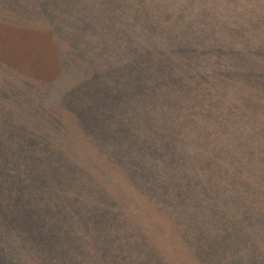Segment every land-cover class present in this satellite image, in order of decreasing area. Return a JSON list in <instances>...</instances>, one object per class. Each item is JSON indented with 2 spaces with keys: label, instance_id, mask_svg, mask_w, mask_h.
Returning <instances> with one entry per match:
<instances>
[{
  "label": "trees",
  "instance_id": "1",
  "mask_svg": "<svg viewBox=\"0 0 264 264\" xmlns=\"http://www.w3.org/2000/svg\"><path fill=\"white\" fill-rule=\"evenodd\" d=\"M91 2L87 21L83 13L70 20L35 18L49 32L33 36L46 39L54 71L45 88L25 92L30 95L15 111L25 128L32 114L49 107L57 114L59 105L67 111L69 93L100 82L103 91L109 87L124 99L129 93V105L119 112L129 120L131 141L78 143L62 161L55 153L53 162L42 160L44 194L31 205L34 217L26 214L23 237L9 238L4 264H264V215L252 226L246 220L251 216L232 207L236 213L222 227L232 224L227 231L233 234L242 225L239 238H186L190 222L215 229L214 217H204L206 191L264 195V0H233L234 22L244 18L247 25L231 33L199 25L204 21L195 19L194 0H140L139 14L128 20L122 16L127 10L111 0ZM112 9L120 13L117 26L128 35L127 48L115 38L110 63L83 66L78 53L66 48L69 33H101ZM60 37L65 49L54 53ZM256 45L247 59L243 47ZM64 122L70 121L61 118L59 130L73 123ZM76 130L82 131L71 134ZM62 164L67 174L57 171ZM192 191L200 198L189 197ZM169 192L179 199L175 207ZM94 209L93 219L88 215ZM105 216L109 221L100 224Z\"/></svg>",
  "mask_w": 264,
  "mask_h": 264
},
{
  "label": "rangeland",
  "instance_id": "2",
  "mask_svg": "<svg viewBox=\"0 0 264 264\" xmlns=\"http://www.w3.org/2000/svg\"><path fill=\"white\" fill-rule=\"evenodd\" d=\"M91 1L94 0H0V264H4V258L10 254L9 238L23 237V230L28 225L26 214L30 211L34 217L36 211L31 205L34 204L38 194H44L43 184L46 174L42 160L53 162L56 156L62 161L64 155L73 152V146L77 147L78 143L86 146H90L91 143L114 144L125 137L126 144H130V126L126 124L129 120L121 119L119 112L122 105H129V93L124 99L123 96H117L109 87L103 91V88L99 87L100 82L92 86L82 85L69 93L63 101L67 111L59 105L57 114L48 113L53 111L52 107L45 109L48 111L41 115L38 112L32 114L30 126L25 128L21 125L23 117L15 111L25 102V97L30 95L25 92L33 93L37 87L45 88L48 76L54 71L53 53L44 51L46 39H34L33 35L36 31L48 32L43 25L39 23L35 25V18L54 14L70 20L73 13H83V15L88 14L87 21L90 20L89 12L93 8ZM216 1L194 0L195 19L204 21L199 25L204 29L211 28L221 33H231L236 29L239 32L246 28L247 22L244 18L240 22H234L233 8L236 3L233 0L226 3H216ZM237 2L240 5L239 0ZM111 3L127 10L125 13L121 12L127 20L130 16L139 14L141 8L140 0H111ZM118 15H120L119 11L110 10L104 19L105 28L99 34L92 33L87 36L70 32V38L66 43L68 52L78 53L83 66L86 67L89 64L110 63L113 55L114 58L116 56L117 48L113 45L115 38L118 41L121 39L124 48L128 45V35L123 32L120 34L117 26ZM207 20L208 23L205 22ZM65 24L63 21L60 23L59 29L62 34L66 31ZM64 39L60 37L56 40V46L52 48L54 53L56 50L65 49L62 43ZM89 45L91 48L88 47ZM257 47V45L252 48L243 47V52L246 54L248 50L257 52ZM248 58H251L249 54H247ZM41 62L48 65V68L46 69ZM22 75H29V79H23ZM61 118H66L74 124L72 123V126L64 131L59 130L57 126ZM70 122L64 124L69 125ZM80 127L82 131L76 130V133L71 134L70 131ZM25 129L27 134L24 137ZM39 143L42 144L40 152ZM22 144H25L29 151H22ZM55 149L58 151L56 152ZM44 150L46 152L43 155ZM65 170V165L57 169L60 174H67ZM169 195L166 197L174 200V207L177 206L178 197L171 196L170 192ZM200 195V192L192 191L188 196L197 200ZM216 199L219 201L216 202ZM205 201L207 208L204 214L205 220L213 216L212 219L217 223L214 224L215 229L208 224L196 228L195 223L190 222L189 235L186 238H239L242 225H238L233 234L227 231L232 224L228 228L222 227L231 223L228 217L236 213L234 210L230 211L232 207L241 217L251 216L254 220H246L252 221V226L262 223L257 215H264L263 193L242 198L239 193L231 190L228 194L206 191ZM29 202L31 207L28 209ZM46 207L49 212L48 205ZM97 214L94 209L88 216L94 219ZM108 221L109 216L102 217L100 224ZM203 222L206 221H198V223ZM244 233L245 238H251V231L245 230Z\"/></svg>",
  "mask_w": 264,
  "mask_h": 264
}]
</instances>
